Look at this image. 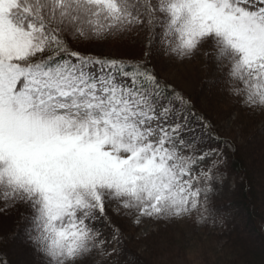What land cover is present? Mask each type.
Returning <instances> with one entry per match:
<instances>
[{"label":"snow or ice","instance_id":"snow-or-ice-1","mask_svg":"<svg viewBox=\"0 0 264 264\" xmlns=\"http://www.w3.org/2000/svg\"><path fill=\"white\" fill-rule=\"evenodd\" d=\"M128 34L141 58L81 50ZM161 52L202 55L207 83L264 111V0H0V215L40 264L119 256L125 220L212 215L221 153Z\"/></svg>","mask_w":264,"mask_h":264},{"label":"rangeland","instance_id":"rangeland-1","mask_svg":"<svg viewBox=\"0 0 264 264\" xmlns=\"http://www.w3.org/2000/svg\"><path fill=\"white\" fill-rule=\"evenodd\" d=\"M120 42L91 44L86 50L121 56L125 49H121ZM153 64L177 91L191 98V104L211 123L208 146L219 150L221 163L209 205L217 206L203 222H197L196 213L171 221H144L139 226L125 220L120 223L123 231L120 255L101 264H113V261L129 264V260L134 264H232L238 258L241 260L238 264H247L240 257L241 253H229L227 249V235L235 224L258 240L262 253L258 250L259 259L249 264H264V202L259 205L256 199L238 192L241 177L229 166L234 150L248 145L264 126V111L242 108L235 98L220 91L219 85L207 83L219 73L214 66H205L202 55L180 62L161 52L153 58ZM196 109L192 111L196 113ZM21 229L19 212L0 215V254L9 264H40L38 254L26 242ZM18 231L19 237L15 235ZM105 234L110 238L107 229ZM96 260L101 258L96 257Z\"/></svg>","mask_w":264,"mask_h":264},{"label":"trees","instance_id":"trees-1","mask_svg":"<svg viewBox=\"0 0 264 264\" xmlns=\"http://www.w3.org/2000/svg\"><path fill=\"white\" fill-rule=\"evenodd\" d=\"M117 40L118 42L121 41V49L124 48L125 50L122 51L121 56L116 57L125 59L142 57L145 49L135 34H128L123 39ZM87 46L88 45L83 46L81 50H86ZM184 96L190 102L192 101L190 97H187L186 95ZM193 108L196 109L194 106ZM195 111L197 114L205 116L197 109ZM229 166L233 172L237 173L241 177V181L237 186L238 192H240L244 197L256 199L259 205L264 202V126L256 133L248 145L242 149L234 150L231 154ZM216 206V204L209 205V208L212 212H214ZM251 235L253 234L246 231L239 224H235L227 235L229 242L227 244V249H230L229 253H241L240 257L243 259V262L246 260L247 264L257 261L260 257V254L257 253L259 250L258 240L254 239ZM259 252L261 251L259 250ZM0 260L7 261V259L1 254ZM240 261V258H238V260L235 259L232 264H238ZM7 264H9L8 261Z\"/></svg>","mask_w":264,"mask_h":264}]
</instances>
